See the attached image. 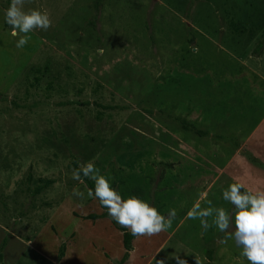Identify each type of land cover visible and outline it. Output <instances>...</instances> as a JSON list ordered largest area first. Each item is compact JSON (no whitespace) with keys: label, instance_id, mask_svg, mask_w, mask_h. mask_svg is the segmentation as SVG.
<instances>
[{"label":"rangeland","instance_id":"rangeland-1","mask_svg":"<svg viewBox=\"0 0 264 264\" xmlns=\"http://www.w3.org/2000/svg\"><path fill=\"white\" fill-rule=\"evenodd\" d=\"M95 1L26 0L52 25L18 49L0 0V264H58L61 245L62 264L120 260L97 249L120 250L110 221L80 216L102 212L72 162H94L125 199L176 210L167 242L154 254L159 234L145 236L134 264H249L187 213L207 201L233 212L227 163L245 159L264 115V0ZM38 179L51 184L31 196Z\"/></svg>","mask_w":264,"mask_h":264},{"label":"clouds","instance_id":"clouds-1","mask_svg":"<svg viewBox=\"0 0 264 264\" xmlns=\"http://www.w3.org/2000/svg\"><path fill=\"white\" fill-rule=\"evenodd\" d=\"M25 3L26 0H10L5 10V23L10 26L11 34L18 37V49H23L30 42L29 33L35 30L47 31L52 25L47 10H25ZM81 173L95 182L94 192L90 190L89 196L94 195L101 206L107 209L108 215L121 227L129 229L133 236H153L171 227L177 214L175 209H169L165 216L135 195L125 199L112 187L109 180L100 174L94 162L87 163L79 170L74 169L71 178L80 181ZM242 189L243 184L231 183L222 191V199L233 206L232 213L224 207H213L212 202L207 201L208 207H201L199 202L195 203L188 211L187 217L198 219L205 230L215 226L225 234L221 243L228 239L234 240L249 264H264V191L253 193ZM209 217H212L211 224L208 222ZM175 260L176 264H187V261L180 257H175ZM156 264H165V261L158 260Z\"/></svg>","mask_w":264,"mask_h":264},{"label":"crops","instance_id":"crops-1","mask_svg":"<svg viewBox=\"0 0 264 264\" xmlns=\"http://www.w3.org/2000/svg\"><path fill=\"white\" fill-rule=\"evenodd\" d=\"M241 146L243 149L247 150L252 156L259 159L262 163H264V115L261 117L259 122L243 137L241 141ZM241 150V149H240ZM240 153V152H239ZM223 169V168H222ZM231 172H227V178L228 182L231 183H241L244 185V189L246 191H251L255 193L256 191H264V172L260 171L258 169L252 168L244 158L236 156L230 159L227 163V168ZM222 173V171H221ZM81 185V184H79ZM100 209V208H99ZM102 211H98L97 213L100 214ZM86 213L81 214L80 216H85ZM96 221V220H95ZM97 222V221H96ZM95 222L92 221V225ZM111 229V233L115 234L118 237L120 245V250H118V253H109L107 252V248L101 247L102 245L97 246V249L100 252H105L109 258H121L124 250L121 246V233L114 229L113 227H109ZM127 229V228H126ZM130 231L129 229H127ZM146 236V235H145ZM145 236H136L133 238L130 242L131 244V250L128 252V257L124 264H134V262L137 260L138 262H143L144 253L139 254V246L141 247L142 244L145 242L144 240H141ZM148 237V236H147ZM168 235L165 234V231L159 233L158 242L160 245L157 247V249L154 251V254L160 250V247L162 244H165L168 240ZM71 239L68 240L70 242ZM141 240V241H140ZM139 242V246L136 247L137 243ZM67 251L63 253V258L58 264H62L63 261H65V254ZM148 262V260H146ZM52 263V260H51Z\"/></svg>","mask_w":264,"mask_h":264},{"label":"trees","instance_id":"trees-1","mask_svg":"<svg viewBox=\"0 0 264 264\" xmlns=\"http://www.w3.org/2000/svg\"><path fill=\"white\" fill-rule=\"evenodd\" d=\"M99 2H100V0H96V1H95V4H94V8H95V10H97L98 5H99ZM0 100H1V99H0ZM78 104H79V103H78ZM79 105H81V106H86V105H89V103H88V102H83V103H80ZM96 106L99 107V108H101V109H111V108H112V107H104V106H101V105H98V104H96ZM182 128H183L184 130L191 131V132H193V133H195L196 135L201 136V137H203V136H207L206 133H204V132H200V131H198V130H195V129H193L192 127L187 126V125H182ZM213 138H214V137H213ZM221 139H222L221 137H215V138H214V140H221ZM243 156L245 157V159H246L251 165L256 166V167H258V168L264 170V164L261 163L259 160H257V159H256L254 156H252L250 153H248L247 151H243ZM71 165H72V167H73V170H74V169L79 170V169L76 167V163H75V162H72ZM166 166H167L168 168L170 167L169 164L166 165ZM25 181H26V183H29V182H30V175H29V174L26 176ZM80 181L85 185V187H86L89 191L92 190V191L94 192V189H95V182H94L92 179H90V178H88V177H84L83 174L81 173V180H80ZM36 183H37V184L34 186V188L31 189V190L29 191V194H30L31 196H35V195H37L38 193H40L41 190H42L43 188H46L49 184H51V181H49V180H43V179H38V180L36 181ZM93 197H95V196L93 195ZM97 202H98V204H99V206H100V208H101V210H102V213H101L100 215H92V214H90V215H86V216H84V217H82V218H84V219H91V220H94V219L99 218V217H106V218L110 221V223L112 224V226H113L116 230H118V231L121 233V237H122V238H121V243H122V247H123L124 252H123V254H122L120 260L112 261V263H113V264H124V262L126 261V259H127V257H128V252L131 250V244H130V242H131V240H132L133 238H135L136 236H133V235L131 234V231H128L126 228H123V227H121L119 224H117L116 221L113 220V219L108 215L107 209L104 208L103 206H101V204L99 203L98 200H97ZM63 253H64V248H63V246L61 245V246L59 247V249H58V252H57L56 261H59V260L62 258ZM207 258H208V260H210V251H208ZM206 264H208V263H206Z\"/></svg>","mask_w":264,"mask_h":264},{"label":"water","instance_id":"water-1","mask_svg":"<svg viewBox=\"0 0 264 264\" xmlns=\"http://www.w3.org/2000/svg\"><path fill=\"white\" fill-rule=\"evenodd\" d=\"M240 152V151H239Z\"/></svg>","mask_w":264,"mask_h":264}]
</instances>
